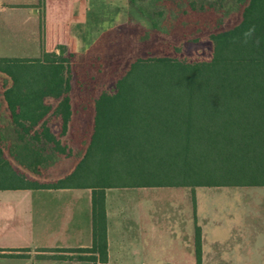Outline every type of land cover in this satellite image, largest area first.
Listing matches in <instances>:
<instances>
[{"label":"trees","instance_id":"obj_1","mask_svg":"<svg viewBox=\"0 0 264 264\" xmlns=\"http://www.w3.org/2000/svg\"><path fill=\"white\" fill-rule=\"evenodd\" d=\"M241 1L240 22L208 36L207 59L137 58L115 81L113 93L93 100L90 139L68 175L47 182L30 178L0 146L1 191H91L90 248L50 250L75 256L48 258L107 263V189L264 187V0ZM66 52L59 45L38 58H0V73L11 82L2 99L20 140L27 137L68 157L60 141L72 116L73 54ZM23 150L38 161V152ZM15 161L33 169L20 156ZM194 254L200 264L198 227Z\"/></svg>","mask_w":264,"mask_h":264},{"label":"rangeland","instance_id":"obj_2","mask_svg":"<svg viewBox=\"0 0 264 264\" xmlns=\"http://www.w3.org/2000/svg\"><path fill=\"white\" fill-rule=\"evenodd\" d=\"M245 3L241 0H146L131 5L128 0H87L85 4L83 0L57 1L55 6L58 12L66 16L69 8V23L75 22L71 28L74 40L64 45L66 53L73 54L68 63L72 116L69 131L60 140L70 155L54 154L49 147L27 137L20 140L9 112L2 108L4 104L0 97V146L5 155L30 178L44 182L64 177L76 166L88 145L93 125V100L101 92L113 93L115 81L123 75L130 63L137 58L154 56L207 59L210 54L208 36L236 26L241 20ZM3 77L6 76L0 73V85ZM24 147L38 152L36 163V158L25 156L27 152L23 150ZM14 156H20L25 163L30 162L36 171L20 166ZM238 190H197L200 201L202 194L207 196L202 200L204 212L210 216L211 211L213 220L217 221V225L211 227L216 235L203 243L205 252L217 254L215 264H225L227 253L247 250L251 245L237 243L224 236L232 215L235 218L237 215L238 218H264V189H258L260 197L254 199L248 194L254 189ZM137 192L133 189L110 191L111 206L116 199L117 203L129 208ZM143 193L141 197L147 196L154 201L156 224L163 227L175 221L184 225L186 231V244L156 236L149 243V251L155 261L162 264L171 260L177 264H193L194 259L190 255L194 250V219L190 189H147ZM250 203L262 205L253 206V209L245 212L243 204ZM172 204L180 206V211L178 207L174 211L170 207ZM230 206H234V210L230 211L232 214L227 210ZM212 207L215 209L212 210ZM111 211L113 214V208ZM177 213L185 216L180 221L177 217L172 220L171 217ZM252 245L255 250H264V243ZM166 259L168 262H165Z\"/></svg>","mask_w":264,"mask_h":264},{"label":"crops","instance_id":"obj_3","mask_svg":"<svg viewBox=\"0 0 264 264\" xmlns=\"http://www.w3.org/2000/svg\"><path fill=\"white\" fill-rule=\"evenodd\" d=\"M57 1L59 0H0V58H38L43 51H56V46L73 42L74 34L71 28L75 26V22L69 23L70 9L67 8L66 16H64L65 13H59L55 6ZM86 1L83 0V3L85 4ZM84 9L83 7V11ZM10 84L8 77L2 78L1 98H3V91L9 88ZM3 104L2 108L6 111L4 101ZM260 188L264 189V187H199L193 190L190 188H134L133 190L138 192L131 200L129 208L127 205L117 203L116 199L111 206L109 192L115 189H107L105 191L106 264H162L156 262L154 255L149 251V243L153 242L156 236H164L173 242L186 244L184 225L175 221L168 225L164 224L163 227L156 224L154 201L147 196H140V194L144 195L143 191L147 189L169 191L190 189L194 200L193 242L195 227L200 229V264H215L217 254L205 252L203 243L216 235V231L211 230V227L216 226L217 221L213 220L211 208L210 216L204 212L205 205L202 200L207 196L202 194L200 201L197 198V190L254 189L248 192L254 199L260 197L258 193ZM243 205L246 207L243 210L247 212L253 209V206L262 204ZM170 207L174 211H177L178 207L180 211V206L172 204ZM239 208L241 209L242 206L240 205ZM213 209L215 208L212 207ZM227 210L232 214L230 211L234 210V206L228 207ZM184 216L185 214L177 213L171 219L175 220L177 217L180 221ZM232 217V220L228 221L224 236L226 235L228 240L251 245L247 250L227 253L225 264H264V250H255L252 245L264 243V218L251 219L247 216L238 218V215L236 218L233 215ZM91 242V191L89 189L0 190V254L23 255L22 257L2 256L0 264H92L83 260L66 258L55 260L47 257L54 254L75 256L73 253H54L50 250L86 249L90 248ZM190 257L194 259L193 264H196L194 250ZM165 262H168L167 259ZM167 264L177 263L171 260Z\"/></svg>","mask_w":264,"mask_h":264},{"label":"clouds","instance_id":"obj_4","mask_svg":"<svg viewBox=\"0 0 264 264\" xmlns=\"http://www.w3.org/2000/svg\"><path fill=\"white\" fill-rule=\"evenodd\" d=\"M252 31H254V29H250L248 34H250Z\"/></svg>","mask_w":264,"mask_h":264}]
</instances>
